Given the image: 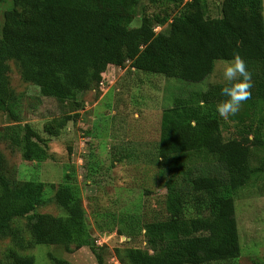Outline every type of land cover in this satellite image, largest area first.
Wrapping results in <instances>:
<instances>
[{
    "label": "trees",
    "instance_id": "trees-1",
    "mask_svg": "<svg viewBox=\"0 0 264 264\" xmlns=\"http://www.w3.org/2000/svg\"><path fill=\"white\" fill-rule=\"evenodd\" d=\"M142 1L13 0L0 19V113L10 119L0 127V141L24 160L48 159L47 142L78 115V95L99 85L109 65L198 82L212 73L216 60L239 55L252 74V88L235 115L216 112L226 81L175 96L163 110L154 164L165 189L164 210L152 219L139 209L122 215L118 236H126L125 242L142 236L145 247H114L119 264L232 263L242 252L237 197L264 172V156L255 152L264 149V0H221L217 17L206 13L205 0H151L167 4L152 14ZM157 26L164 28L157 32ZM10 61L23 81L67 110L43 132L19 115L21 94L12 86ZM224 128H233L232 135L225 138ZM12 176L0 148V238L10 236L15 245L0 264H35L32 254L18 249L38 244L68 252L88 247L105 264V247L94 238L81 188L69 172L56 185ZM52 200L62 214L36 211ZM21 217L30 239L13 223Z\"/></svg>",
    "mask_w": 264,
    "mask_h": 264
},
{
    "label": "rangeland",
    "instance_id": "rangeland-1",
    "mask_svg": "<svg viewBox=\"0 0 264 264\" xmlns=\"http://www.w3.org/2000/svg\"><path fill=\"white\" fill-rule=\"evenodd\" d=\"M220 1H204L209 16L221 14ZM141 5L147 14H152L162 12L167 4L143 0ZM13 6V0H0L2 22L4 12ZM140 17L138 14L134 26L140 23ZM163 28L157 26L155 30ZM227 61L230 60H216L212 73L198 82L131 69L129 64L124 67L109 65L101 73L99 85L93 83L78 95L82 104L74 112L78 115L47 142L48 159L43 162L24 160L18 149L12 150L7 142L0 141L9 173L18 180L36 179L56 185L63 182L65 173L69 172L81 188L94 238L105 247L101 251L105 264H119L114 254L115 246L145 247L142 236L132 242H125L118 236L115 229L124 226L120 222L122 215L139 209L152 219L164 210L165 189L159 186L154 164L163 110L172 105L175 96L206 90L212 83L224 82L222 73ZM10 66L12 86L21 94L19 115L24 122L32 123L43 132L46 125L60 119L67 110L54 98L43 96L38 86L23 81L15 62L10 61ZM9 122L10 119L0 113V127ZM233 131V128H224V137L231 136ZM255 152L259 158L264 156V149ZM253 164H258L256 158ZM52 195L53 189L48 186L46 197ZM36 211L53 215L63 213L53 200ZM236 218L242 252L229 264H264V172L258 173L240 190ZM26 222L27 219L21 217L13 223L30 239ZM14 246L10 236L0 238L3 261L8 260L7 251ZM18 250L32 254L35 264H56L55 258L67 259L72 264H98L88 247L68 252L59 245L38 244Z\"/></svg>",
    "mask_w": 264,
    "mask_h": 264
},
{
    "label": "clouds",
    "instance_id": "clouds-1",
    "mask_svg": "<svg viewBox=\"0 0 264 264\" xmlns=\"http://www.w3.org/2000/svg\"><path fill=\"white\" fill-rule=\"evenodd\" d=\"M222 75L226 84L221 87L220 95L224 99L216 105V112L220 117L227 118L235 115L243 102L250 98L252 74L248 71L245 61L239 55H234L225 63ZM121 237L126 239V236Z\"/></svg>",
    "mask_w": 264,
    "mask_h": 264
},
{
    "label": "crops",
    "instance_id": "crops-1",
    "mask_svg": "<svg viewBox=\"0 0 264 264\" xmlns=\"http://www.w3.org/2000/svg\"><path fill=\"white\" fill-rule=\"evenodd\" d=\"M83 248H85V247H83ZM83 248H81L80 250H82Z\"/></svg>",
    "mask_w": 264,
    "mask_h": 264
}]
</instances>
